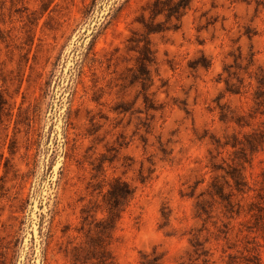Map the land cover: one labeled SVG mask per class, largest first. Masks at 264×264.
I'll return each mask as SVG.
<instances>
[{"label": "rangeland", "instance_id": "obj_1", "mask_svg": "<svg viewBox=\"0 0 264 264\" xmlns=\"http://www.w3.org/2000/svg\"><path fill=\"white\" fill-rule=\"evenodd\" d=\"M0 264H264V0H0Z\"/></svg>", "mask_w": 264, "mask_h": 264}, {"label": "trees", "instance_id": "obj_2", "mask_svg": "<svg viewBox=\"0 0 264 264\" xmlns=\"http://www.w3.org/2000/svg\"><path fill=\"white\" fill-rule=\"evenodd\" d=\"M183 5H184V4H177V6L179 7V9H180V8H182V7H183ZM178 12H179V11H178ZM178 12H177V13H178ZM121 194H122V195H124V194H125V192H124V191H121Z\"/></svg>", "mask_w": 264, "mask_h": 264}]
</instances>
